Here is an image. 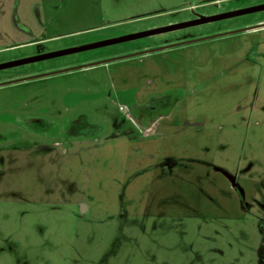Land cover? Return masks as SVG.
I'll use <instances>...</instances> for the list:
<instances>
[{
    "label": "rangeland",
    "instance_id": "374dc122",
    "mask_svg": "<svg viewBox=\"0 0 264 264\" xmlns=\"http://www.w3.org/2000/svg\"><path fill=\"white\" fill-rule=\"evenodd\" d=\"M262 6L0 0V66L168 29L0 68V264H264V9L176 28Z\"/></svg>",
    "mask_w": 264,
    "mask_h": 264
},
{
    "label": "water",
    "instance_id": "95a60500",
    "mask_svg": "<svg viewBox=\"0 0 264 264\" xmlns=\"http://www.w3.org/2000/svg\"><path fill=\"white\" fill-rule=\"evenodd\" d=\"M261 9H264V6L257 7V8H252V9H248V10H242V11H238V12H234V13H229V14H226V15H223V16H218V17L201 18L199 21L185 23V24H182L180 26H177L176 28L178 29V28L190 27V26H193V25H199V24H202V23H205V22L215 21V20L220 19V18L233 17V16L244 14V13H250V12H253V11H258V10H261ZM166 30H168V29H166ZM166 30H158V31H152V32H147V33H143V34H138V35H132V36H129V37H126V38H122V39H119V40L99 43V44L91 45V46H84V47H80V48H76V49L68 50V51H64V52L53 53V54H49V55H45V56L36 57V58H33V59H28V60H25V61L15 62V63L9 64V65H6V66H0V68H4V67H8V66L20 65V64L29 63V62L38 61V60H43V59L52 58V57H56V56H61V55H64V54H69V53H73V52L83 51V50L91 49V48H94V47L109 45V44H113V43H117V42H121V41L132 40V39L139 38V37H145V36L157 34V33H160V32L166 31ZM218 36H220V35L212 36V37H209V38H215V37H218ZM209 38L199 39V41L200 40H206V39H209ZM59 72H62V71H57L56 73H59ZM45 75H48V74H45ZM45 75H43V76H45Z\"/></svg>",
    "mask_w": 264,
    "mask_h": 264
},
{
    "label": "flooded vegetation",
    "instance_id": "af4514ba",
    "mask_svg": "<svg viewBox=\"0 0 264 264\" xmlns=\"http://www.w3.org/2000/svg\"><path fill=\"white\" fill-rule=\"evenodd\" d=\"M262 27H264V24H262V25H259L258 27H256V28H246V29H242V30H240V31H234V32H231V33H227L226 35H232V34H236V33H251V31H255L257 28H262ZM221 35H223V34H220V36ZM215 36H217V35H215ZM207 38V37H206ZM209 38V37H208ZM216 38V37H215ZM201 39H205V38H201ZM209 39H213V38H209ZM209 39H206V40H209ZM203 41V40H202ZM91 46V45H90ZM62 72H64V71H66V70H61ZM129 112H130V110H129ZM145 128H149V127H145ZM157 131V130H156ZM155 134H156V132H154Z\"/></svg>",
    "mask_w": 264,
    "mask_h": 264
},
{
    "label": "built area",
    "instance_id": "2783aa9c",
    "mask_svg": "<svg viewBox=\"0 0 264 264\" xmlns=\"http://www.w3.org/2000/svg\"><path fill=\"white\" fill-rule=\"evenodd\" d=\"M119 111L120 112H124L127 114L128 117H130V112H129V109L127 107H124V106H119ZM152 128H146L145 129V132H146V135L150 134L152 132Z\"/></svg>",
    "mask_w": 264,
    "mask_h": 264
},
{
    "label": "crops",
    "instance_id": "0c3cea01",
    "mask_svg": "<svg viewBox=\"0 0 264 264\" xmlns=\"http://www.w3.org/2000/svg\"><path fill=\"white\" fill-rule=\"evenodd\" d=\"M149 128H153V130H152V132L151 133H154V132H156V128L155 127H149ZM150 133V134H151Z\"/></svg>",
    "mask_w": 264,
    "mask_h": 264
}]
</instances>
